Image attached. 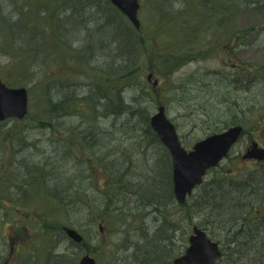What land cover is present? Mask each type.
Here are the masks:
<instances>
[{
    "label": "rangeland",
    "instance_id": "obj_1",
    "mask_svg": "<svg viewBox=\"0 0 264 264\" xmlns=\"http://www.w3.org/2000/svg\"><path fill=\"white\" fill-rule=\"evenodd\" d=\"M246 1L139 0L137 29L111 0H0V78L28 89L31 114L28 119L0 122V264H68V260L79 264L85 254L94 256L97 264H133L134 250L141 252L146 242L156 241L158 230L169 246L166 258L174 259L189 246L194 225L228 254L221 264L251 262L256 246L264 250V198L229 205L230 196L218 197V190L248 173L259 174L264 167V161L243 157L254 141L264 147V0ZM218 2L222 4L216 10ZM118 27L133 32L132 58L138 70L115 93L123 90L121 95L132 101L136 92L139 101L141 88L149 89L142 108L153 114L163 104L187 150L223 127L235 122L243 126L229 155L208 170L185 203L175 199L155 211L140 202L132 188L117 196L119 188L109 187L123 172L125 181L147 183L164 158L163 148L144 135L147 125L139 116L114 117L101 104L102 97L112 93L104 76L117 54L114 40L121 35L112 31ZM150 72L154 77L148 81ZM155 79L157 86L152 85ZM119 96L113 101L107 98L108 103L116 105ZM63 99L62 109L51 108L50 100ZM51 116L60 122L58 131L63 123L83 125L100 136L84 139L76 136L83 129L66 127L73 130L71 139L77 138L72 171L86 168L89 159L97 165L92 172V184L97 185H90L87 201L98 217L94 219L85 207L71 212L78 225L72 227L85 237L81 245L61 232L45 234L41 216L30 209L39 207L45 214L41 209L45 200L25 201L28 189L23 191L25 186H16L11 179L23 182L12 159L19 147H27L29 140L17 139L26 122L36 126L30 131L37 153L54 152V147H61L62 134L69 136L65 128L52 133L37 127L39 120L50 121ZM118 169V174H110ZM261 180L248 191L264 195V177ZM119 207L124 210L113 212ZM92 224L93 228L88 226ZM63 250L69 254L61 255L67 253ZM58 257H65L66 263L61 259L56 263Z\"/></svg>",
    "mask_w": 264,
    "mask_h": 264
},
{
    "label": "trees",
    "instance_id": "obj_2",
    "mask_svg": "<svg viewBox=\"0 0 264 264\" xmlns=\"http://www.w3.org/2000/svg\"><path fill=\"white\" fill-rule=\"evenodd\" d=\"M259 1L260 0H247L246 2H248V4H257ZM221 4L222 2H218V4L214 5V8L218 10ZM117 30H119V33L121 35L119 39L114 40V43L117 45L114 50L117 52V54L113 56L114 58L112 59V62L110 64L109 74L104 76L105 84H108L109 82L110 91L112 93L110 97L104 95L102 97L103 100H101V104L109 107L108 113L114 117H118L126 113L131 114L130 118H133L134 115L139 116L141 118L140 121L147 125L146 132L144 133V135L147 134V136H149L153 142H156L160 147L163 148L164 158L159 159L157 168L154 167L157 174L152 175L147 181V183L141 182L136 184L134 181H125L124 178L126 173L123 172L118 175V179H113L111 181L109 187L119 188L117 196H122L124 194L122 192L126 191V188H132L131 192L137 195L138 200H140V202H142L145 206H150L153 210L158 211L162 208L168 207L170 205V202L175 201L176 199L173 187L174 185L172 157L169 150L161 142L159 136L151 126V112L148 111L147 108H142L143 106L141 105V103L147 99L149 89H147L146 87L141 88L140 94L142 98L139 101L135 96L136 92L131 95L132 101H128L125 95H121V92L123 90L119 91L118 93H115L120 83H123L125 80L130 78L131 75L137 73L138 70L137 68H135L136 63L135 60H133L132 58L133 52L135 50L134 46H132L131 44V40L134 39L132 35L133 32L129 28L125 29L118 27L113 29L112 33L116 32ZM119 94L120 96L116 105H111L108 103V100L113 101L114 99L118 98ZM53 102V100H50L51 108L53 110H59L63 108V103L65 102V99H63L62 102ZM41 114L45 117L44 112H42ZM30 115L31 114L29 113L25 119H28ZM54 118L55 116H51L50 121H46L45 118H43L42 121L39 120L37 127L45 131L48 128L51 130L52 133H60V131L65 128L64 130L67 131L66 133H68L69 136H64L62 134L61 147H54L53 149L55 151L52 153L47 150H44L47 152L42 153L34 152L33 147L36 144V140H33L34 133H32L30 130L36 126L33 125L30 127L26 122V130L22 128L21 135L17 139H22L25 141L29 140L27 142V147L20 148L18 146V155H16L14 159H12V166L15 167L17 174H22L21 177L23 178V182L19 183L15 179H11L14 181L16 186H25L23 188V191H25L26 188L28 189V191L26 190L25 192V194L28 196V199L25 198V201H28L35 197H41L45 200L41 208L45 214L39 212V207L31 205L32 207H30V209L33 210L34 213L38 214L39 217L41 216L40 219L42 220V224L46 228L44 233L47 235L55 233L59 234L58 232L66 234L63 229L65 225L78 226L76 225V222L71 220V212H73L75 208H77L76 211L83 210V207H85L86 210L90 212L93 211V208L91 205H89L87 199L89 198L88 189L90 185L94 187H96L97 185L96 183L92 184V172L97 167V165H93L92 161L89 159L90 163L88 162L86 168L83 167L82 170H79L78 172L72 171V168L75 166L72 157L73 152L77 147V138H75V140L71 139L70 136L72 135L70 134H72L73 130L66 129L76 127L83 129L79 131L76 136L78 137L79 135H82L84 139H88V137L92 135L93 138H97L98 140L100 138V136H97L98 132L90 128H85L83 125H77L76 127H74L66 126L65 123H63L64 126L61 124L60 129L58 131L56 123L60 122L54 120ZM14 120L18 121V119ZM235 123L238 124V122ZM223 128L226 129V127ZM25 131H28V133H26ZM68 131H70V133ZM16 137L17 135L15 136V138ZM98 144L99 141L94 145ZM126 151L127 149L125 150V152ZM34 154H37V156H35ZM87 171L88 173H86ZM260 171H264L263 166ZM260 171L259 174L248 173L246 177L239 182L229 183V187L224 188L222 190H218V197L225 198L227 196H230V198H228L229 205H232L233 202H240L246 199H263L264 195L260 193V190L248 191L249 188L255 189V183H262L261 178L264 177V172ZM111 173L112 175H116L119 173V169L110 172V174ZM158 187L161 188V192L157 191ZM82 195H86V197L83 199L77 198L78 196ZM235 195H239V197ZM255 196L260 199L250 198ZM231 197L237 200H233ZM114 201L116 202V200ZM78 205H80L81 208H78ZM119 210L123 211L124 207L114 209L113 212ZM92 214L94 213L92 212ZM93 217L95 219V217L98 216L94 214ZM68 220L70 221L69 224H67ZM93 224L88 226H91L93 228ZM158 232L160 237H157L156 241L152 240L150 242H146L141 252H139L138 249L134 250V254L132 255L133 264H173V256H170L169 259L166 258L169 256V254L166 252V248H168L169 246L165 243V239L163 235H161L159 230ZM145 236L147 237L149 235L146 234ZM166 236L169 237L170 235ZM84 242L85 239L78 244L81 245ZM231 242L232 240H230V243ZM255 250L256 253H254L252 261H246L244 264H264V250H262L260 245L256 246ZM63 251L67 253H62L61 255L69 254L68 251ZM231 254H233V252ZM236 254L238 255L237 252ZM227 256L228 254L224 250L223 256L219 259L218 264H221L220 262L223 261L224 257ZM65 257L55 258L54 261L56 263L62 261L63 263H66ZM59 259H61L62 261H60ZM68 264L74 263H71V261L68 260Z\"/></svg>",
    "mask_w": 264,
    "mask_h": 264
},
{
    "label": "water",
    "instance_id": "obj_3",
    "mask_svg": "<svg viewBox=\"0 0 264 264\" xmlns=\"http://www.w3.org/2000/svg\"><path fill=\"white\" fill-rule=\"evenodd\" d=\"M111 1L137 28H140L139 0ZM152 78L153 73H149L148 79L152 80ZM153 85H158V79L153 81ZM28 112V89L25 86H9L0 78V121L7 118L23 119ZM150 122L171 153L174 193L179 203H184L194 189L203 182L207 171L217 166L227 156L243 131L242 125H233L222 132L212 133L198 140L191 150H187L180 140L176 125L167 116L164 105L158 107L151 116ZM243 157L263 160L264 147H260L259 143L254 141ZM64 230L74 241L80 243L84 240V236L77 229L64 226ZM221 255L219 242L209 237L203 228L194 225L193 232L189 236V246L182 255L174 258L173 262L174 264H216ZM79 264H97V260L91 254H85Z\"/></svg>",
    "mask_w": 264,
    "mask_h": 264
},
{
    "label": "flooded vegetation",
    "instance_id": "obj_4",
    "mask_svg": "<svg viewBox=\"0 0 264 264\" xmlns=\"http://www.w3.org/2000/svg\"><path fill=\"white\" fill-rule=\"evenodd\" d=\"M74 37V36H73Z\"/></svg>",
    "mask_w": 264,
    "mask_h": 264
}]
</instances>
